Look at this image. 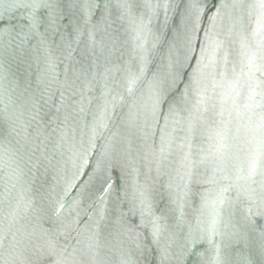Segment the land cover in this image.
<instances>
[{
    "label": "water",
    "instance_id": "95a60500",
    "mask_svg": "<svg viewBox=\"0 0 264 264\" xmlns=\"http://www.w3.org/2000/svg\"><path fill=\"white\" fill-rule=\"evenodd\" d=\"M0 264H264L259 0H0Z\"/></svg>",
    "mask_w": 264,
    "mask_h": 264
},
{
    "label": "snow or ice",
    "instance_id": "6c2138e0",
    "mask_svg": "<svg viewBox=\"0 0 264 264\" xmlns=\"http://www.w3.org/2000/svg\"><path fill=\"white\" fill-rule=\"evenodd\" d=\"M241 2H242V0H241ZM259 4L261 7H264V0H259Z\"/></svg>",
    "mask_w": 264,
    "mask_h": 264
}]
</instances>
